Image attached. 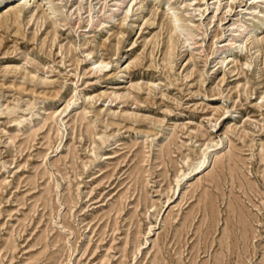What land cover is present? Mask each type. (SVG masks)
Wrapping results in <instances>:
<instances>
[{
    "label": "rangeland",
    "instance_id": "rangeland-1",
    "mask_svg": "<svg viewBox=\"0 0 264 264\" xmlns=\"http://www.w3.org/2000/svg\"><path fill=\"white\" fill-rule=\"evenodd\" d=\"M261 23L264 0H0V264H264Z\"/></svg>",
    "mask_w": 264,
    "mask_h": 264
},
{
    "label": "bare ground",
    "instance_id": "bare-ground-1",
    "mask_svg": "<svg viewBox=\"0 0 264 264\" xmlns=\"http://www.w3.org/2000/svg\"><path fill=\"white\" fill-rule=\"evenodd\" d=\"M260 27H264V24H263V23H261V24H257V28H260ZM240 33H241V32H240ZM229 43H230V46L235 44V43H234V40H230ZM102 65H103V64H102ZM214 146H217V144L214 145ZM214 146H213V147H214ZM209 148H212V147H208L207 149H209ZM211 152H212V151H206V152H203V154H202V159H201L200 161H198V162L196 163V165H194V167H193L191 170H189L188 173H186V174H185V173H181V174L177 177V179H176V185H177L176 193H178V192L180 191V179H185V178L188 177L189 175H194V174L200 173L201 171L205 170V168L209 165V164H208V161H209V159L211 158ZM179 193H180V192H179Z\"/></svg>",
    "mask_w": 264,
    "mask_h": 264
}]
</instances>
